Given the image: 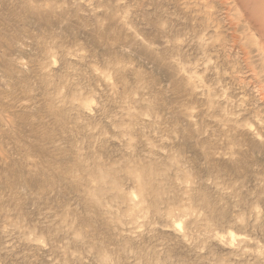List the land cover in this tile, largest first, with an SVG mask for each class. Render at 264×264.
<instances>
[{
	"label": "rangeland",
	"instance_id": "rangeland-1",
	"mask_svg": "<svg viewBox=\"0 0 264 264\" xmlns=\"http://www.w3.org/2000/svg\"><path fill=\"white\" fill-rule=\"evenodd\" d=\"M263 12L0 0V264H264Z\"/></svg>",
	"mask_w": 264,
	"mask_h": 264
},
{
	"label": "bare ground",
	"instance_id": "bare-ground-1",
	"mask_svg": "<svg viewBox=\"0 0 264 264\" xmlns=\"http://www.w3.org/2000/svg\"><path fill=\"white\" fill-rule=\"evenodd\" d=\"M259 14V13H258ZM263 14H264V12H263ZM262 24H264V21H262Z\"/></svg>",
	"mask_w": 264,
	"mask_h": 264
}]
</instances>
